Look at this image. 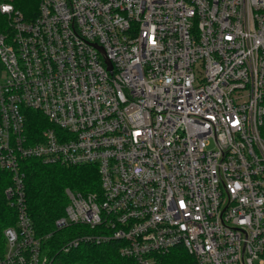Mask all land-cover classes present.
I'll return each mask as SVG.
<instances>
[{"label": "built area", "instance_id": "1", "mask_svg": "<svg viewBox=\"0 0 264 264\" xmlns=\"http://www.w3.org/2000/svg\"><path fill=\"white\" fill-rule=\"evenodd\" d=\"M0 62L16 210L0 264H48L26 158L95 164L99 189L66 187L55 226L84 224L136 264L177 246L196 264L264 263V0H39L32 17L1 1Z\"/></svg>", "mask_w": 264, "mask_h": 264}, {"label": "trees", "instance_id": "2", "mask_svg": "<svg viewBox=\"0 0 264 264\" xmlns=\"http://www.w3.org/2000/svg\"><path fill=\"white\" fill-rule=\"evenodd\" d=\"M13 3L25 16L37 13L39 0H0ZM37 1V4H36ZM34 7V8H33ZM33 113L30 131H39L44 119ZM24 172L23 188L25 205L32 220L35 234L41 239L48 264H136L132 257L120 254L116 240L97 241L81 238L90 229L81 223L64 227L55 226V219L63 213L67 201L65 188L81 192L99 189V173L95 164L65 165L26 158L21 162ZM12 181L7 170L0 169V245L4 243L3 230L16 222V210L7 199L4 189ZM79 242L65 250L63 247L73 237ZM160 264H196L182 246L171 248L161 255Z\"/></svg>", "mask_w": 264, "mask_h": 264}, {"label": "rangeland", "instance_id": "3", "mask_svg": "<svg viewBox=\"0 0 264 264\" xmlns=\"http://www.w3.org/2000/svg\"><path fill=\"white\" fill-rule=\"evenodd\" d=\"M36 4H37V1H36ZM34 8V7H33ZM0 74H3V67H2V64L0 62ZM3 236H4V233H3ZM5 238V236H4ZM2 245H0L1 247ZM254 264H264V263H259V261L257 259L254 260Z\"/></svg>", "mask_w": 264, "mask_h": 264}]
</instances>
